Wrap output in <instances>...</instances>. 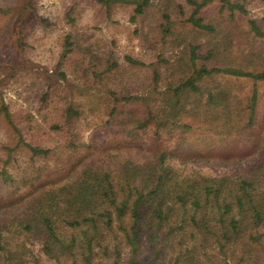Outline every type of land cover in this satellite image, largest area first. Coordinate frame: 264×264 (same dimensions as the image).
<instances>
[{"label": "rangeland", "instance_id": "obj_1", "mask_svg": "<svg viewBox=\"0 0 264 264\" xmlns=\"http://www.w3.org/2000/svg\"><path fill=\"white\" fill-rule=\"evenodd\" d=\"M149 1L145 13L132 23L137 5L128 0H0V102L9 105L27 141L55 149L46 159H32L28 149H19L11 166L19 183L32 177L35 184H43L37 176L41 167L53 170L54 177L74 176L78 166L93 157H100L118 173L123 159L114 156L146 161L156 150L158 136L178 141V152L184 149L179 158L187 163L171 162L187 172L195 168L204 175L234 176L247 168H241L246 151L255 150L257 157L264 158V81L230 77L218 81L233 93L237 105L233 116L236 127H231L233 133L221 146L219 135L205 129L186 133L184 126L170 117L177 101L169 90L192 75L193 46L202 47L200 54L217 50L215 58L198 61L196 68L206 63L210 68L232 66L262 72L264 38L251 32L242 15L236 13L233 19L230 11L223 10L222 0H213L196 15L215 32L196 28L189 21L195 7L187 0ZM232 2L245 5L264 31L262 0ZM165 16L174 24L173 34L167 37L162 32ZM69 35L74 51L61 63ZM129 59L143 65H134ZM255 89L258 103L255 124L251 125L250 99ZM113 92L119 98L140 101L117 103ZM113 109L116 115L110 117ZM53 123L59 124L60 131L49 132ZM14 142L15 135L0 117V165L6 158L1 146ZM199 155L209 159L198 161ZM4 189L3 194L9 188ZM8 215L0 213V222ZM215 226L212 221L211 230L217 231ZM242 230L246 233L235 251L223 252L212 236L181 242L177 234L169 237L168 227L162 226L153 240V231L144 228L133 256L116 226L113 232H105L108 253L96 250L94 264H264V225L258 231L244 224ZM255 231L262 234L261 243L251 241L250 234L256 236ZM116 247L121 250L119 259Z\"/></svg>", "mask_w": 264, "mask_h": 264}, {"label": "trees", "instance_id": "obj_2", "mask_svg": "<svg viewBox=\"0 0 264 264\" xmlns=\"http://www.w3.org/2000/svg\"><path fill=\"white\" fill-rule=\"evenodd\" d=\"M187 1L195 7L189 21L196 28L215 32L201 17L196 18L201 9L213 0H202L201 3ZM222 2L223 10L230 11L233 19L239 13L251 32L264 38V31L245 5L232 0ZM128 3L137 5L130 19L132 23L150 5L149 0H128ZM173 26L171 18L165 16L162 24L164 37L173 34ZM74 47L72 36H67L61 63L69 59ZM201 49V46L191 47L192 75L176 87L169 88L177 101L170 117L179 121L186 133L205 129L219 135L221 146L233 133L231 127H236L233 116L237 105L233 93L218 81L222 77L264 81V70L254 73L232 66L210 68L206 63L196 68L198 61L208 62L216 57V48L206 50L204 54L199 53ZM129 62L143 65L133 59ZM158 78L155 74L154 80ZM209 80L216 83L210 84ZM112 97L117 103L140 101L137 98H119L114 92ZM250 103L249 120L254 125L258 90H254ZM116 111L113 109L109 116L114 117ZM0 117L16 138L14 144L1 146L6 158L0 165V213L9 215L0 222V264H46L48 261L53 264H94L96 250L108 253V246L104 245L105 232H113L116 226L123 232L133 256L137 252L141 231L144 228L152 230L154 240L162 226L168 227L169 237L177 234L181 242L198 238L205 240L212 236L221 251L228 249L234 252L236 243L246 233L242 230L244 224L257 230L264 225V158L257 157L259 152L254 153L255 150L243 154L246 162L241 168L247 167L243 174L217 177L204 175L195 168L191 173L176 168L171 160L178 159L184 164L186 160L179 158L184 149L178 152L179 143L173 137L158 136L156 150L146 161H138L131 156L125 159L120 155L114 156L118 160L123 159L118 173L100 157H93L86 164H78L80 170L74 176L54 177L53 170L41 167L37 176L43 184H35L32 177L20 184L11 169L15 162L14 154L25 148L32 159H46L54 154L55 149L27 141L22 126L4 100L0 102ZM31 123L29 121L28 124ZM60 129L59 124L53 123L49 132ZM174 141L173 148L171 144ZM71 145L74 147V142ZM199 157L198 161L209 159ZM210 159L217 158L210 156ZM74 170L75 167L72 168ZM32 171L37 172L35 169ZM4 187L9 189L3 194ZM23 187L30 190L23 191ZM4 195L6 199H3ZM212 221L218 225L215 226L217 231L211 230ZM188 228L192 231L187 232ZM258 231H255L256 236L250 234V239L261 243L263 236ZM115 249V256L119 259L121 250Z\"/></svg>", "mask_w": 264, "mask_h": 264}]
</instances>
